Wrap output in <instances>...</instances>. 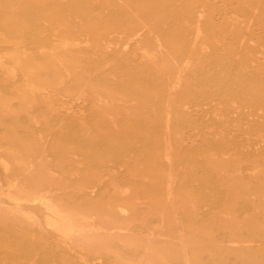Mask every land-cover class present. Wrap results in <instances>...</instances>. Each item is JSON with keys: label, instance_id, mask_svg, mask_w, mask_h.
Listing matches in <instances>:
<instances>
[{"label": "rangeland", "instance_id": "374dc122", "mask_svg": "<svg viewBox=\"0 0 264 264\" xmlns=\"http://www.w3.org/2000/svg\"><path fill=\"white\" fill-rule=\"evenodd\" d=\"M0 264H264V0H0Z\"/></svg>", "mask_w": 264, "mask_h": 264}, {"label": "bare ground", "instance_id": "6f19581e", "mask_svg": "<svg viewBox=\"0 0 264 264\" xmlns=\"http://www.w3.org/2000/svg\"><path fill=\"white\" fill-rule=\"evenodd\" d=\"M200 14H202V13H200ZM218 20V19H217ZM220 20V19H219ZM223 24V23H222ZM166 166V165H165ZM237 192V191H236ZM29 199L32 201V202H34V203H39V204H42V205H44V206H46V207H51L52 205H51V203H50V201H49V199L47 198V196L45 197V196H42V195H31L30 197H29ZM52 208V207H51Z\"/></svg>", "mask_w": 264, "mask_h": 264}]
</instances>
